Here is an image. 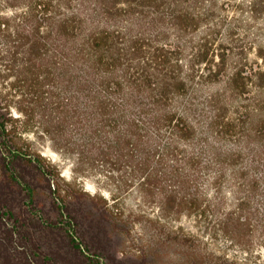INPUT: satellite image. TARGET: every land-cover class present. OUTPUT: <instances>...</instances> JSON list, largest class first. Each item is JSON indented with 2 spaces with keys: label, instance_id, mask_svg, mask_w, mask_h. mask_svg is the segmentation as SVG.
<instances>
[{
  "label": "rangeland",
  "instance_id": "obj_1",
  "mask_svg": "<svg viewBox=\"0 0 264 264\" xmlns=\"http://www.w3.org/2000/svg\"><path fill=\"white\" fill-rule=\"evenodd\" d=\"M27 5L0 0V18L18 21ZM263 5L264 0H187L182 8L196 19H189L180 44L168 19L145 28L154 33L146 49L181 47L169 53L166 67L156 66L142 79L155 87L169 84V99H158L159 114L183 115L193 130L187 137L175 136L155 117L157 110L140 116L126 101L110 117L76 125L70 105L64 113L55 97L60 78L67 96L75 90L71 71L59 69L53 38L45 43L44 92L32 102L33 116L22 117L11 106L18 141L53 165L61 190L83 191L107 210L104 227L119 255L145 258V264H264ZM198 46L209 48L212 68L193 57ZM223 52L225 70L215 76ZM240 65L247 74L256 71L244 92L230 81ZM180 81L184 87L177 92ZM5 87L0 83L8 93ZM85 101L82 111L91 103ZM90 129L99 140H87ZM73 138L83 150L75 149Z\"/></svg>",
  "mask_w": 264,
  "mask_h": 264
},
{
  "label": "trees",
  "instance_id": "obj_2",
  "mask_svg": "<svg viewBox=\"0 0 264 264\" xmlns=\"http://www.w3.org/2000/svg\"><path fill=\"white\" fill-rule=\"evenodd\" d=\"M26 1L28 9L22 19L0 18V83L4 88L9 85L8 93L0 90V264H145V258L138 262L113 248L104 227L107 210L97 207L83 191L61 190L53 165L20 144L11 106L22 117L33 116L32 102L37 103L44 92L43 48L53 38L59 69L71 71L69 80L75 89L67 96V85L60 78L56 103L64 113L70 105L76 125L110 117L126 101L139 114L157 110L155 117L175 136L187 137L193 130L183 115L176 111L159 114L158 99H169V84L155 87L142 79L157 71L156 66L166 67L169 53L175 55L181 47L146 49L154 33H146L145 28L168 19L180 44L181 34L191 27L189 19L196 16L182 8L187 0H120V7L119 0ZM193 50V57H201L199 63L212 68L214 59L209 58L207 46ZM226 55L219 54L220 63L212 70L215 76L223 74ZM246 72L240 65L230 77L242 92L256 75L253 69ZM177 85L180 92L184 83ZM83 100L85 105L91 101L86 111L81 108ZM88 133L84 140H99L96 129ZM73 140L75 149L83 150L79 140ZM41 193L50 197L47 202L40 201Z\"/></svg>",
  "mask_w": 264,
  "mask_h": 264
}]
</instances>
